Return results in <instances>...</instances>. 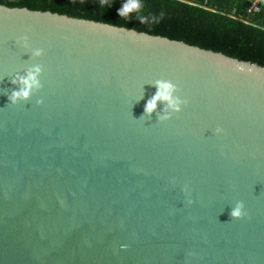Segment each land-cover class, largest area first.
<instances>
[{
  "label": "water",
  "instance_id": "95a60500",
  "mask_svg": "<svg viewBox=\"0 0 264 264\" xmlns=\"http://www.w3.org/2000/svg\"><path fill=\"white\" fill-rule=\"evenodd\" d=\"M119 27L0 3V264H264V66Z\"/></svg>",
  "mask_w": 264,
  "mask_h": 264
},
{
  "label": "trees",
  "instance_id": "16d2710c",
  "mask_svg": "<svg viewBox=\"0 0 264 264\" xmlns=\"http://www.w3.org/2000/svg\"><path fill=\"white\" fill-rule=\"evenodd\" d=\"M252 0H142L143 7L120 18L122 0H110L101 8L99 0H0L8 6L50 10L70 16L126 26L151 34L183 40L189 44L221 51L264 66V0L259 10H250ZM159 23H141L139 16L152 14Z\"/></svg>",
  "mask_w": 264,
  "mask_h": 264
},
{
  "label": "clouds",
  "instance_id": "9594fccd",
  "mask_svg": "<svg viewBox=\"0 0 264 264\" xmlns=\"http://www.w3.org/2000/svg\"><path fill=\"white\" fill-rule=\"evenodd\" d=\"M99 6L101 8L107 6V8L111 7L110 0H99ZM142 0H122L121 6L117 9V14L120 18H127L130 13L134 11H138L143 7ZM163 13L161 12L159 16L152 14L149 20L147 16H139L138 19L141 23H149V25H153L159 23L163 18ZM114 28L116 26H113ZM120 31H127L134 35L145 36L144 32H137L134 29H129L125 25L119 27ZM17 43L21 44L25 48H29V40L28 37L22 36L19 37ZM31 53L34 57H40L43 55V49L35 48L31 50ZM41 72L40 65H33L29 69H27L26 74L24 76H18L12 82L19 83L20 87L18 90H13L11 95L8 97L11 103L16 104L21 100H27L32 93L41 87L39 81V74ZM156 91L155 93L147 99L144 106V113L150 115L157 108V101L167 102V108L165 109L164 115L158 118L159 121H167L171 118L172 113H177L181 111V106L186 103V101L182 100L180 97L176 96L175 93L178 91L177 86L172 83L170 80L158 79L155 81ZM37 104L43 103L42 100H37ZM168 109H171L169 112ZM216 134H221L223 129L221 127L215 128ZM174 182V181H173ZM182 191L185 193L189 192V186L184 185ZM186 204L192 205L194 200L190 195L186 197ZM230 215L232 218H242L246 215L245 205L243 201H236L234 206L231 208ZM121 247H126V245H122Z\"/></svg>",
  "mask_w": 264,
  "mask_h": 264
},
{
  "label": "built area",
  "instance_id": "2783aa9c",
  "mask_svg": "<svg viewBox=\"0 0 264 264\" xmlns=\"http://www.w3.org/2000/svg\"><path fill=\"white\" fill-rule=\"evenodd\" d=\"M259 2L260 0H252L251 4H250V10L252 11H258L259 10Z\"/></svg>",
  "mask_w": 264,
  "mask_h": 264
}]
</instances>
